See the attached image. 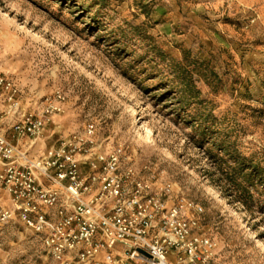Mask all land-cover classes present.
I'll use <instances>...</instances> for the list:
<instances>
[{"label":"rangeland","instance_id":"1","mask_svg":"<svg viewBox=\"0 0 264 264\" xmlns=\"http://www.w3.org/2000/svg\"><path fill=\"white\" fill-rule=\"evenodd\" d=\"M0 69L38 112L65 95L37 154L93 122L201 207L211 264H264V0H0ZM0 264L59 263L13 218Z\"/></svg>","mask_w":264,"mask_h":264},{"label":"built area","instance_id":"2","mask_svg":"<svg viewBox=\"0 0 264 264\" xmlns=\"http://www.w3.org/2000/svg\"><path fill=\"white\" fill-rule=\"evenodd\" d=\"M31 101L0 69L2 221H22L59 264H211L216 243L202 231L200 206L171 182L155 191L125 144L100 140L93 122L37 154L65 95L40 112Z\"/></svg>","mask_w":264,"mask_h":264}]
</instances>
